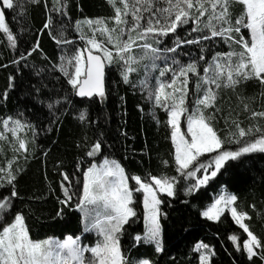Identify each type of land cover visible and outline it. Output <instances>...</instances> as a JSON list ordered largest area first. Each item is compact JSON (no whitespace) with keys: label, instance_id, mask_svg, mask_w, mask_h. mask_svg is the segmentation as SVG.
I'll return each mask as SVG.
<instances>
[{"label":"snow or ice","instance_id":"6c2138e0","mask_svg":"<svg viewBox=\"0 0 264 264\" xmlns=\"http://www.w3.org/2000/svg\"><path fill=\"white\" fill-rule=\"evenodd\" d=\"M28 2L35 4L40 0ZM107 2L113 9V16L76 22L75 31L83 45L70 57L65 50L59 58L60 64L53 63L51 68L33 66L37 76L58 71L70 89L61 84L63 96L54 92L41 99V87L33 85L35 99L42 108L46 106L51 130L67 107L73 105V96L105 98V69L115 64L123 83L132 87L139 85L147 91L146 98L152 106L150 114L157 124L160 121L155 109L166 113L178 175H129L117 160L107 157L102 162L93 163L92 159L103 154V141L97 138L86 145L85 155L92 158L88 167L81 171L80 165H76V170L82 175V182L77 181L82 183V189L71 191V174L66 171L59 173L63 181L69 182L67 186L63 182L60 184L64 196L60 203L68 205L76 196L83 232L94 233L97 240L94 244H86L83 240L87 237L82 239L81 235H68L63 240H34L30 237L24 215L12 211L13 198L20 195L18 178L24 171L19 165L13 167L17 159L13 156L7 161V167H0V188L8 191V195L0 193V264H150L148 259H130L122 251L120 241L126 231L124 226L137 216L134 193H142L144 231L142 235L136 234L133 240L136 244L154 245L155 251L160 253L164 248L163 221L168 218L161 207L166 205L161 194L168 198L176 197L182 186L185 195H190L207 185L218 173L222 175V169L227 171L229 161H238L251 153H264V0ZM237 4L241 10L235 14L233 9ZM17 7H24L20 0H0V32L6 34L12 48L17 47V38L6 23L3 9L15 10ZM66 8V0H52L49 11L66 16ZM51 22L52 17L49 16L43 25L44 29H49V35H52ZM83 25H87V33ZM242 29L247 30L248 38ZM66 30V25L61 24L52 37L58 45L73 42L65 36ZM97 33L103 39H98ZM221 42L227 45L228 50L216 51L210 60H205L206 47L210 50ZM186 45L198 46L199 55L183 62L178 56L187 54L182 52ZM38 49L39 40L26 51L31 56ZM19 55L21 60L26 59L24 53ZM45 59L49 58L45 56ZM140 67L144 69V76L133 81L131 76L138 73ZM250 80L258 81L261 86V110L244 102L255 101V97L237 92L240 85ZM221 89L236 93L243 111L249 113L247 119L252 121L247 127L243 126L241 113L229 105L227 113L222 116L228 129L224 136L218 134L214 123L217 114L224 113L221 103H218L221 101ZM3 98L7 99V92ZM78 111L81 124L87 122V109ZM182 116L186 120V132L181 130ZM0 123L3 125L0 141L8 143L14 153L21 150L29 152V141L18 133L25 127L31 129V143L35 144L33 125L12 117ZM9 132L11 139L7 135ZM232 144L236 147H230ZM0 152H3V146H0ZM43 154L46 156L47 152ZM206 154L213 155L207 157ZM162 163L166 166L168 161L162 160ZM130 180L135 182L132 188L129 187ZM237 200V195L221 191L200 215L209 221H219L226 210L230 212L235 224L247 234L242 241V249L237 235L228 237L236 250L246 253L249 261L256 256L264 261V239L258 238L245 223L251 217L246 211L238 210ZM193 251L199 253V264H214L211 258L216 253L209 243L197 242Z\"/></svg>","mask_w":264,"mask_h":264},{"label":"trees","instance_id":"16d2710c","mask_svg":"<svg viewBox=\"0 0 264 264\" xmlns=\"http://www.w3.org/2000/svg\"><path fill=\"white\" fill-rule=\"evenodd\" d=\"M20 3L24 5L23 9H3L6 23L17 38V47L12 48L6 34L0 32V121L8 117L19 118L23 122L31 123L36 135L33 144V132L25 127L27 135L24 138L29 141V152L21 150L14 153L4 145V153H0V167H7V161L16 156L13 167L19 165L24 169L18 178L20 195L13 198L12 211L24 215L30 237L34 240H63L68 235H81L87 237L84 242L94 244L93 236L84 235L77 197L73 196L68 205L60 203L64 198L60 184L63 182L67 186L69 182L63 181L59 173L66 171L71 174V191L82 189V183H77L82 182V175L76 170V165H80L81 171L88 167L92 158L85 155L86 145L99 138L103 141V154L92 159L93 163H99L107 157L117 160L129 175L176 176L178 173L170 139L171 129L166 125V113L160 109H155L160 121L159 124L156 123L150 114L152 106L146 98L147 93L139 85L132 87L123 83L117 66L113 64L107 66L105 71V98L86 100L73 96V105L67 107L65 114L60 116L58 123L50 130L47 108H42L35 99L33 85L41 87V99L54 92L63 96L61 84L69 89L70 86L58 71L37 76L33 66L51 68L53 63L60 64L59 58L65 54V50L70 57L83 45L75 31L77 21L107 18L113 16L114 12L107 0H66V16L49 11L52 0H40L35 4L20 0ZM240 10V5L234 6L235 14ZM49 16L52 17V35H49V29L43 28ZM108 23L111 26L112 22ZM61 24L66 25L65 36L72 43L58 45L52 38ZM242 33L248 38L246 29H242ZM97 38L101 39L98 36ZM165 39L167 41L168 38ZM37 40L40 49L29 56L26 50H30ZM163 46L165 45H161ZM227 50V45L222 42L213 45L210 50L206 47L205 60H210L216 51ZM182 52L187 54H181L178 59L187 62L190 58L198 57L199 47L186 45L182 47ZM20 53L25 54V60L20 59ZM45 56L49 59H45ZM200 63L204 65V61ZM143 76L144 69L140 67L139 72L133 73L131 79L138 81ZM5 92L7 99L3 98ZM237 92L246 97H255V101L244 102L256 110H261V86L258 81L250 80L240 85ZM218 103H221L224 113H218L214 123L221 136L228 130L222 116L227 113L229 105L241 113L243 126L247 127L252 123L247 119L249 113L243 111V105L231 90L221 89V101ZM81 109L88 111L87 122L83 124L78 119V110ZM183 122L184 117L181 128L184 126ZM78 144L80 147H77ZM230 147L235 148L236 145L232 144ZM45 152L46 156L43 154ZM211 155L213 154H206L207 157ZM162 160H167L168 164L165 166ZM221 172L222 175L218 173L207 185L190 195H185L182 186L176 197L161 195L166 201V205L162 204L161 207L167 212L168 218L163 221L164 248L160 253L151 244H136L133 240L136 234L142 235L144 231L142 193H134L137 216L124 226L126 231L120 241L122 251L130 259H148L150 264H198L199 253L194 252L193 248L197 242L203 241L209 243L216 253L211 258L214 264H264L259 256L249 261L246 253L236 250L228 237L237 235L242 249V241L247 238V234L239 229L228 213H224L215 222L200 215L221 190L231 192L238 197V210L246 211L251 217L245 223L249 224L250 230L258 238L264 239V153H251L238 161H229L227 171L222 169ZM134 186V181L130 180L129 187ZM0 193L8 195L4 188H0ZM58 212L61 214L57 215Z\"/></svg>","mask_w":264,"mask_h":264},{"label":"rangeland","instance_id":"374dc122","mask_svg":"<svg viewBox=\"0 0 264 264\" xmlns=\"http://www.w3.org/2000/svg\"><path fill=\"white\" fill-rule=\"evenodd\" d=\"M83 27H84V31L87 33L88 32V28H87V25H83ZM90 34V33H89ZM97 36L98 37H100V35H99V33H97ZM101 39H103V37H101ZM72 70H74V69H72ZM71 71V70H70ZM169 77H170V74H169ZM146 93H147V91L145 90V89H143ZM183 117L184 116H182L181 117V122H182V119H183ZM183 124H184V126H183V128H181V130L183 131V132H186V120H185V118H184V122H183ZM0 131H3V125L0 127ZM27 129L26 128H24L22 131H20L19 133H18V135L21 137V138H24V136H26L27 134ZM7 135H8V137H9V139H11V133L9 132V133H7ZM4 145H7V147L8 148H10L11 149V147L9 146V144L8 143H6L5 141H0V146H3L4 147ZM1 154H3L4 153V150H3V152H0ZM102 162V161H101ZM135 183V182H134ZM221 191H224V190H221ZM221 193V192H220ZM161 195H165V194H161ZM213 203V202H212ZM211 203V204H212ZM210 204V205H211ZM142 207H143V203H142ZM81 213V212H80ZM225 213H228V215L231 217V214H230V212H228L227 210L225 211ZM81 216H82V214H81ZM204 218V217H203ZM206 219V218H205ZM232 219V218H231ZM213 222H215V221H213ZM235 223V222H234ZM238 226V225H237ZM82 227H84V225H83V222H82ZM86 234H88V235H91V236H93L94 237V239H95V241L97 240V236L94 234V233H84V235H86ZM82 239H83V237H82ZM84 242V241H83ZM84 243H86V241L84 242ZM87 244V243H86ZM153 247H154V245H153ZM155 248V247H154ZM198 264H199V259H198Z\"/></svg>","mask_w":264,"mask_h":264},{"label":"water","instance_id":"95a60500","mask_svg":"<svg viewBox=\"0 0 264 264\" xmlns=\"http://www.w3.org/2000/svg\"><path fill=\"white\" fill-rule=\"evenodd\" d=\"M105 71H106V69H105ZM94 98H95V97H94ZM82 99L90 100L89 98H86V97H85V98H82Z\"/></svg>","mask_w":264,"mask_h":264}]
</instances>
